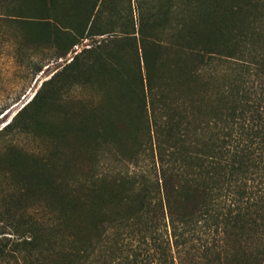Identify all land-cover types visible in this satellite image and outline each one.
Instances as JSON below:
<instances>
[{"label":"trees","instance_id":"obj_1","mask_svg":"<svg viewBox=\"0 0 264 264\" xmlns=\"http://www.w3.org/2000/svg\"><path fill=\"white\" fill-rule=\"evenodd\" d=\"M13 1L60 56L110 37L0 129V264H264V0Z\"/></svg>","mask_w":264,"mask_h":264},{"label":"rangeland","instance_id":"obj_2","mask_svg":"<svg viewBox=\"0 0 264 264\" xmlns=\"http://www.w3.org/2000/svg\"><path fill=\"white\" fill-rule=\"evenodd\" d=\"M131 1L134 16L138 21L140 12L146 15L145 13L153 0ZM15 4L17 2L13 0H0V129L33 98L44 81L51 78L57 71L62 70L77 53L110 37V35H104L85 38L68 54L60 56L62 50L58 49L55 42L49 43L30 38L28 26L31 24L29 22H33L32 19L9 17L8 14L11 13L8 12L7 7H13ZM100 98V95L92 88L79 87L66 99L78 103L91 102L96 105ZM13 138V135L0 138V148L6 141ZM14 141L29 152L40 149L39 141L31 137L21 135L17 136ZM86 142H82L80 148L90 150V146ZM112 160L111 155L107 157L104 161L105 167L113 164ZM122 166L126 168V165ZM129 167L130 169L134 168L132 164Z\"/></svg>","mask_w":264,"mask_h":264}]
</instances>
